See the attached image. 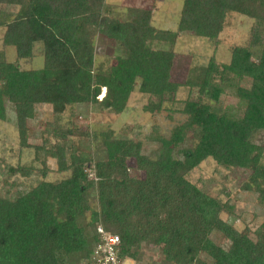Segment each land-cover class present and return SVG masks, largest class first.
<instances>
[{"label":"trees","instance_id":"obj_1","mask_svg":"<svg viewBox=\"0 0 264 264\" xmlns=\"http://www.w3.org/2000/svg\"><path fill=\"white\" fill-rule=\"evenodd\" d=\"M0 8L16 10L0 16L2 45L16 50L14 60L0 58V120H7L12 102L21 149L44 151L60 172L70 171L57 182L42 179L16 195L0 194V264H91L98 224L120 236L122 257L146 264H264V221L255 231L239 230L223 217L235 206L189 178L209 158L226 169H246L244 190L258 192L264 204V143L254 140L264 131V0H183L175 30L155 26V5L127 6L124 17L113 16L107 0H0ZM231 14L254 24L248 43L232 45L229 60L220 62L217 50ZM183 33L211 41L214 51L181 82L172 71ZM98 35L117 47L106 69L96 67ZM37 48L43 66L29 67ZM138 81L142 93L158 98L145 110L186 116L168 136L154 127V155L143 153L141 139L118 138L111 128L87 133L89 144L80 148L29 142L38 105H50L57 115L79 104L122 113ZM181 87L189 91L184 99L177 98ZM228 89L244 108L223 104ZM188 132L195 143L181 148ZM2 166L8 177L35 170ZM96 184L100 213L90 201Z\"/></svg>","mask_w":264,"mask_h":264},{"label":"rangeland","instance_id":"obj_2","mask_svg":"<svg viewBox=\"0 0 264 264\" xmlns=\"http://www.w3.org/2000/svg\"><path fill=\"white\" fill-rule=\"evenodd\" d=\"M111 7L113 16L124 17L127 13V6H139L144 8H153L154 24L158 28L175 30L179 21L183 0H107ZM1 9V8H0ZM15 13L16 10L1 11L0 16L5 13ZM254 19L241 14H231L228 17L227 26L223 31L222 42L217 50V58L220 62H227L230 58V47L236 44H247L250 38V32ZM4 29L0 28V58L8 57L9 60L16 58V50L13 46L3 47L1 38ZM163 47V44H160ZM159 45V46H160ZM177 53L175 65L173 67V78L176 81H185L186 76L192 66L202 65L208 62V59L214 51V44L205 39L194 36L189 33L180 35L175 47ZM117 47L108 38L98 35L96 37V67L106 69L110 64L116 61ZM44 58L40 50L36 49V56L29 67L40 68L43 66ZM104 91V92H103ZM103 94L105 90H103ZM189 91L181 87L177 98L184 99ZM228 93L222 97V102L227 107L239 109L244 105L239 98ZM158 98L153 95L142 93L139 90V81L127 104V108L122 113H116L112 110H99L91 104H79L70 108L66 113L57 115L52 111L48 104H40L36 107L34 119L29 120V142L32 145H43L49 142L52 145L65 144L68 146L73 143L79 148L86 146L89 137L87 133H98L109 128L115 130L116 137L123 139H141L143 141V153L155 154L158 151V145L149 138L154 127L158 128L160 134L170 135L172 129L180 122L184 121L186 116L180 112L163 110L162 112L152 113L145 110V106L152 102H157ZM177 107L180 106L177 103ZM244 108V106L242 107ZM56 130L67 134L66 138L56 133ZM258 143H264V131H260L254 137ZM20 136L17 126V115L15 105L7 101V120H0V163L12 165L24 164L27 167H34V173L31 176H22L15 174L11 177L2 174L4 166L0 168V194L5 195L8 191L11 195L26 191L36 185L40 180L57 182L69 175L70 171L60 172L58 170L57 159L46 158L44 151L40 155L36 154L34 147L22 148L19 145ZM195 137L192 132H188L186 140L182 147L194 145ZM89 144V143H88ZM96 142H94V145ZM177 150H180L178 148ZM176 156L181 157V152L176 151ZM43 159H46L48 168L47 175H43L46 168ZM264 161V157H263ZM134 165L136 162L133 163ZM92 166V165H91ZM90 177L97 181L93 168H88ZM250 171L243 168L226 169L217 165L209 158L203 161L189 175L193 183L201 188L220 197L224 202L229 201L235 206L233 214H223V217L239 230L249 228L255 231L264 221V204L261 203L259 193L255 190H244L243 185L248 179ZM144 174V173H143ZM7 180V182H5ZM6 183V184H5ZM91 206L100 213L99 191L96 184L92 190ZM91 218V211L87 213V221ZM100 221V220H99ZM218 242L221 241L216 239ZM222 242V241H221ZM150 252L155 258L157 248H150ZM144 254L147 251L143 250ZM148 255V254H147Z\"/></svg>","mask_w":264,"mask_h":264},{"label":"built area","instance_id":"obj_3","mask_svg":"<svg viewBox=\"0 0 264 264\" xmlns=\"http://www.w3.org/2000/svg\"><path fill=\"white\" fill-rule=\"evenodd\" d=\"M96 232L99 240L91 264H146L130 256L122 257L120 236L107 231L104 225L98 224Z\"/></svg>","mask_w":264,"mask_h":264}]
</instances>
